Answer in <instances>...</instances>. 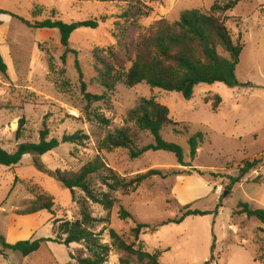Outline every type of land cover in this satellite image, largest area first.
Returning <instances> with one entry per match:
<instances>
[{
  "label": "rangeland",
  "instance_id": "rangeland-1",
  "mask_svg": "<svg viewBox=\"0 0 264 264\" xmlns=\"http://www.w3.org/2000/svg\"><path fill=\"white\" fill-rule=\"evenodd\" d=\"M137 1L152 13L139 19L140 30L130 33V43L161 19L172 23L185 10L207 11L228 0ZM129 4L131 0H0V56L6 66L5 74L0 72V148L12 153L20 143H36L39 132L46 128L48 138L75 133L86 136L79 144L60 145L41 157L52 172H77L97 156L126 182L150 170L162 174L190 172L164 179L151 177L135 189L114 193L116 204L107 218L103 243L111 245L108 230L112 229L135 249L158 253L160 264H264V225L254 218L235 215L241 202L264 210V0H241L226 14L232 40L243 45L235 70L238 86L199 85L189 101L178 93L144 84L131 89L117 84L107 101L88 103L82 83L89 94L105 92L97 77L100 66L93 52L116 45L125 26L123 21L110 19L96 30H76L69 40L75 54H67L62 61L64 49L58 30L34 29L18 19L31 25L48 19L82 22L118 16ZM150 98L165 106L169 118L177 124L162 129L161 138L181 147L183 162L190 166L178 165L174 156L165 152H147L137 159H131L123 149L99 152L103 138L120 129L129 131L137 149L153 143L147 132L127 119L141 99ZM217 99V109L213 110ZM20 121L23 128L16 137ZM198 133L202 141L192 160L187 140ZM254 161H258L256 167L239 183L230 185L229 179L236 178L246 162ZM90 184L93 189L104 190L96 177ZM72 193L75 200L83 199L79 190L70 192L39 173L29 156L13 167L0 165V237L9 245L52 238L54 220L78 218ZM42 198L53 201V214L40 211L28 215L34 202ZM89 205L95 218L106 219L99 206ZM185 207L207 214L189 216L180 224L169 223L151 231L179 218ZM119 208L131 218L120 221ZM136 223L149 228L142 230L134 242L130 229ZM81 249L79 245L47 242L27 257L5 251L0 264H75L68 254ZM122 256L110 246L105 264H120Z\"/></svg>",
  "mask_w": 264,
  "mask_h": 264
},
{
  "label": "trees",
  "instance_id": "trees-1",
  "mask_svg": "<svg viewBox=\"0 0 264 264\" xmlns=\"http://www.w3.org/2000/svg\"><path fill=\"white\" fill-rule=\"evenodd\" d=\"M241 0H228L226 3L214 4L207 11L198 9L185 10L179 14L178 20L168 23L164 19L150 26L149 31L139 34L133 42H128L131 32H138L139 19L151 15L152 10L142 5L140 1L131 0V4L118 16L89 19L82 22L64 23L59 20H44L33 25L18 18L23 24L38 30H58L59 43L64 49L61 60L64 61L67 54L75 52L69 48L71 34L78 29L96 30L101 23L110 19L122 20L125 26L118 34L116 45L93 52V58L100 66L98 80L105 89L101 95H92L85 91L82 83V94L86 102H105L108 93L117 84L126 88H134L144 84L151 89H158L169 93H178L185 101L193 96L194 89L199 85L223 84L226 87L238 86L235 70L239 63V57L243 49L240 41H233L226 26L229 19L226 14L231 11ZM75 67L81 80V70L75 61ZM0 72L5 74L6 66L0 56ZM217 101L212 109H217ZM128 121L132 122L140 131L147 132L153 139V143L137 149L133 139L126 129L115 130L107 134L98 145L99 152H112L123 149L128 152L131 159H137L147 152H165L174 156L177 164L188 167L183 162V151L174 143H169L161 138V131L169 125H177L169 118V110L157 103L153 98L141 99L138 105L129 111ZM104 123L103 119H99ZM20 121L16 132L18 137L23 128ZM46 128L39 132L38 142H25L16 146L12 153L0 148V165L13 167L20 163L24 156L31 158L32 166L61 186L73 192L79 190L83 199L75 200L72 193V201L78 206V218L73 221L54 220L52 238L36 241H20L9 245L0 237V255L5 251L18 253L21 257H27L39 250L42 244L47 242L64 245L82 246L76 254L69 252V258L75 264H105L110 252V246L123 254L120 264H160L158 253H148L141 248H134L133 243H127L114 230H108L111 245L102 241L107 218L116 204L113 194L118 190L135 189L143 181L151 177L161 179L169 176L190 175V172H171L162 174L156 170L147 171L134 179L126 182L118 177L111 169L107 168L97 156L74 173H60L48 170L41 162V157L49 154L63 144H79L86 136L75 133L64 135L60 139L48 138ZM202 141L201 134H195L188 138L187 145L190 159H194L197 148ZM258 161L246 162L236 178L229 179L230 185L239 183L249 171L253 170ZM96 177L104 190H96L90 184L91 178ZM99 206L105 213V218H95L92 215L90 205ZM54 203L50 198L38 199L28 215L46 211L53 214ZM235 215H245L246 218H254L264 225V210L254 209L248 203H239ZM179 218L169 220L152 228V232L163 225L173 223L180 224L186 217L205 215L207 212L191 211L186 207ZM131 215L123 208H119L118 219L126 221ZM102 226L99 232L97 228ZM145 224L136 223L130 229V235L134 242L138 241L142 230L148 229Z\"/></svg>",
  "mask_w": 264,
  "mask_h": 264
},
{
  "label": "crops",
  "instance_id": "crops-1",
  "mask_svg": "<svg viewBox=\"0 0 264 264\" xmlns=\"http://www.w3.org/2000/svg\"><path fill=\"white\" fill-rule=\"evenodd\" d=\"M27 223H29V221H28ZM4 241H7V240H4ZM8 242H9V243H13L12 241H9V240H8Z\"/></svg>",
  "mask_w": 264,
  "mask_h": 264
},
{
  "label": "water",
  "instance_id": "water-1",
  "mask_svg": "<svg viewBox=\"0 0 264 264\" xmlns=\"http://www.w3.org/2000/svg\"><path fill=\"white\" fill-rule=\"evenodd\" d=\"M223 196H226V192L223 194Z\"/></svg>",
  "mask_w": 264,
  "mask_h": 264
}]
</instances>
